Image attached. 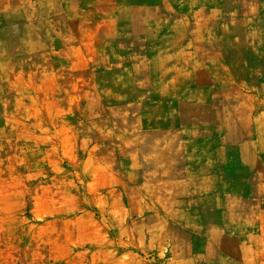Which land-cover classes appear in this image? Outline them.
Returning <instances> with one entry per match:
<instances>
[{
    "label": "rangeland",
    "instance_id": "obj_1",
    "mask_svg": "<svg viewBox=\"0 0 264 264\" xmlns=\"http://www.w3.org/2000/svg\"><path fill=\"white\" fill-rule=\"evenodd\" d=\"M0 264H264V0H0Z\"/></svg>",
    "mask_w": 264,
    "mask_h": 264
}]
</instances>
